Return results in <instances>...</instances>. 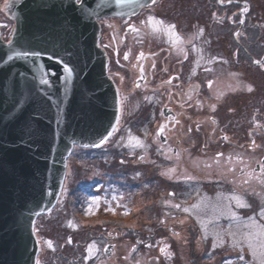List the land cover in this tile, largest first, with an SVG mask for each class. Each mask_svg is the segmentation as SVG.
<instances>
[{
    "label": "rangeland",
    "instance_id": "rangeland-1",
    "mask_svg": "<svg viewBox=\"0 0 264 264\" xmlns=\"http://www.w3.org/2000/svg\"><path fill=\"white\" fill-rule=\"evenodd\" d=\"M214 1L216 5L213 4V0H155L154 4L142 7L139 13L134 16L107 15L98 18L101 30L99 45L106 52L107 61L112 60L111 63H114L112 72L123 74L124 70L129 69V74H123L125 76L123 79L125 85L130 82L133 84L135 81L132 77H139L137 68L140 64L141 54L144 53L150 54L146 55L143 65V72L147 75L148 73L152 76L156 74L153 69L151 70L155 62L159 64L161 71L167 72V75L183 72L184 68L180 70V63L185 61L183 58L186 56L185 51L189 50V47H193V44L195 45V36L197 34L199 36L198 24L202 27L200 29L204 30L201 36L202 41L206 38L210 39L208 44L211 46V54L221 53L222 57L217 58L231 60L230 49L235 47V43H242L245 38L244 46L246 47L244 50L253 54L251 64L263 69L264 54L258 50L257 45L263 43L264 39L253 34L256 25L258 28H262L264 25L261 19L262 2L260 0H223V3L219 0ZM237 1L240 3L236 4ZM6 3L8 0H0V34L5 41L11 38L15 24L5 11ZM243 9H247V11H243ZM171 11L174 12V15H171ZM149 16L162 21L163 25H156V30L153 31L152 26L147 23ZM240 20H244V23L241 24ZM171 24L175 26V33L182 41L174 48H172L173 44L166 31L167 26ZM227 31L232 32L233 41L225 36ZM253 39L256 40L253 42ZM179 49H183V51H179ZM238 51L239 48L235 47L236 64L232 66L234 69L230 66H219L220 64L217 62H213L212 57L214 56L211 57L210 64L203 67L204 75L197 78V81L201 80L202 82L200 92L197 85L189 83L186 87L173 88L161 95L153 94L154 99H151L150 96L147 98L146 92L142 94L136 92L131 96L128 89L124 90L122 95L119 94L117 115L119 122L116 121L110 140L99 148L86 149L76 146L73 148L67 160V171L59 202L52 210L48 211V214L37 218L40 264H51L47 249H53L55 244L60 246L59 253L67 258V262H65L62 258L59 259L55 256L57 260L55 264H81L84 258L83 264H258V258L253 257L252 249H249L248 244L250 242L257 253H259L261 245L264 244V236L261 235V231L264 230V218L259 215L260 208L264 206V184L257 180H250L251 178L247 174L241 175L239 167L234 169V172H227L228 169L223 165V162L220 159L216 160L218 146H222L218 133L225 130L264 127V117L262 116L264 108L261 110L257 102L254 106L252 101L254 97L257 99L259 93L257 90L253 97V85L257 84V87L261 89L264 79L259 77L257 70L248 68L243 61L237 59ZM258 51L260 53H257ZM125 54H127V59L124 58ZM229 60L226 61L227 64L232 65V61ZM109 75L111 74L109 73ZM251 78L255 80L253 81ZM209 81L211 87H209ZM249 88L252 91H249ZM149 101L153 102L152 105L148 104ZM213 106H215V111L212 110ZM136 108H139V111H136ZM168 109L174 111L175 122L165 118V112ZM149 112L151 114L148 116ZM204 116L206 117L205 121H200L199 119ZM182 118L183 121L189 123L193 133L185 137V141L188 142L186 145H182L180 156L176 157L172 153L173 159L159 161L156 163L157 167L153 166L149 156L156 155L152 151L157 149L160 144V140L155 139L158 126L162 123L166 124L167 136L179 135V122L178 126L175 123ZM172 127L173 129H171ZM140 131H147L148 136L146 137H152L154 141L151 143L148 139L143 140L139 137ZM185 131L180 133L183 134ZM129 133L143 141L146 148H133L128 143ZM124 139L127 150L123 149L124 145L121 142ZM171 140L169 149L172 144L177 145L175 137ZM203 142H205L204 146ZM183 149L188 150L185 153L188 156L185 157V160L182 158ZM139 150L144 154L143 161L139 159L141 156ZM192 151H198V153L191 154ZM263 152L264 147H260L258 154ZM105 159L109 162H106ZM251 165L248 166V169H252ZM155 168L159 171H155ZM170 168L176 169L172 179H169L167 175H162ZM136 169L145 176H141V179L135 181ZM158 172L161 173L157 174ZM115 173L118 174L114 175ZM152 173L155 174V177L152 176ZM184 176H191L193 179H191L192 181L185 180ZM105 178L109 183H112L111 187L115 189L113 200L103 204L96 202L95 210H91L89 214H86L88 212L85 210L75 211L74 204L78 199L73 196L69 199L67 197L69 190L76 191L78 196V188L81 185L92 190L96 188H90L92 182L96 181L100 185ZM150 180L154 183H151ZM245 180H248V183L252 182V188L247 189L248 183H244ZM187 181L197 182L209 192H213L215 185L227 189L225 185L228 181L231 185H236L238 189L239 187L243 188H240L241 192L246 191V196L245 193H241V198L249 207L238 209L228 204L221 211L211 212L208 210L205 214L202 212L200 216L207 217V219L198 215L200 220L207 224L209 232L207 240L197 236V234L203 235L200 225L197 227L198 223L196 225L194 218L186 213H184V220L181 222L169 221L172 223L171 226L179 227L180 233L166 237L165 240L158 238V240L151 239L150 241L140 237L137 240L132 237V233L130 235L129 230L132 232L135 230L139 235L147 233L155 225L161 229V224L157 225V219L149 217L151 209H156L153 207V203L156 202L158 206V199L163 194L162 190L159 193V186L163 184L166 189H175L181 187L182 182ZM117 184L122 186L117 187ZM255 187L258 188L255 189ZM175 191L174 199L177 201L178 196L182 198L180 196L181 189L177 188ZM72 199L74 202L70 201ZM183 202V207H185L187 200H183ZM197 204L200 209L201 202L199 201ZM69 205L72 206L71 212L74 211L73 213L77 217L75 226L68 222H64V225L61 224V221L68 217L66 208ZM229 207L231 211L235 212V219L228 215ZM161 209L163 210L162 207ZM158 210L159 208H157ZM124 212H127L128 215H124ZM61 216H64L63 219L60 218ZM104 225L105 229L102 228ZM57 226L62 231L58 232ZM73 227L79 231L69 232ZM215 234L223 236V246L213 247L212 238ZM43 237L47 239L46 243L41 242ZM48 237H52V240H49ZM104 237H112V239ZM233 237L240 241L239 247L232 246ZM67 240L72 243H67ZM77 240L80 242L74 244ZM106 241L114 244V249L109 257L100 251V248L102 249L106 245L102 243H106ZM47 242L51 243V247ZM161 242L170 245L166 250L167 254L160 253ZM154 243L156 244L154 245ZM89 245L93 246L91 257L87 251ZM77 252L82 257H75ZM240 256H243L244 259L240 260ZM38 262L39 259L36 264Z\"/></svg>",
    "mask_w": 264,
    "mask_h": 264
},
{
    "label": "water",
    "instance_id": "water-1",
    "mask_svg": "<svg viewBox=\"0 0 264 264\" xmlns=\"http://www.w3.org/2000/svg\"><path fill=\"white\" fill-rule=\"evenodd\" d=\"M151 5V0H86L81 7L72 0L6 4L15 24L9 40L0 34V264H36L33 222L56 204L73 146L96 148L93 142L116 124L117 90L99 45L98 18L130 17ZM24 51L39 55L25 57ZM63 66L74 69L70 77Z\"/></svg>",
    "mask_w": 264,
    "mask_h": 264
},
{
    "label": "flooded vegetation",
    "instance_id": "flooded-vegetation-1",
    "mask_svg": "<svg viewBox=\"0 0 264 264\" xmlns=\"http://www.w3.org/2000/svg\"><path fill=\"white\" fill-rule=\"evenodd\" d=\"M165 48H166V46H165ZM172 48H174V46ZM185 53H186L185 57H187V58L183 57V58H185L184 59L185 61H183V59H180L181 61H183V63H180V70L184 68L183 72H176V73H171V74L167 75L166 74L167 72L161 71L159 64H157L155 62L153 64L154 66L153 67L151 66L152 67L151 70L153 69V72L156 74L154 76H152L151 74L149 75V73H148V75H147L143 71L141 72V68L143 69L145 59L150 54L144 53L140 59V64L138 65V68H137V70H138L137 72L139 74V77H132L133 81H135V82H133V84H131V82H130V84L125 85V82L123 79V77H125L123 74L127 75L129 69L124 70L123 74L122 73L120 74L117 72H115V73L112 72V66L114 64L113 62L111 63L112 60L111 61L109 60L107 62L108 70H109L108 75H109V73L111 74L110 77L112 78L114 86H116L118 96L120 93L122 95V92H124V90L128 89L129 93H130V94L129 93L128 94L131 96H132V94H134L136 92H138L139 94L146 92L147 98L150 96L151 98L154 99L153 94L158 93L161 95V93L164 94L167 92V90H171L173 88L178 89V87H180V86L186 87V85H188L189 83L195 84V86L197 85V88L199 89V92H200L202 89V82H201V80H200V82L197 81V78H200V76L204 75L203 74L204 73V70H203L204 66H201V65L198 67L195 66V65H197L196 64L197 62L195 60L196 57L194 55L193 50H191V49L186 50ZM110 68H111V71H110ZM194 68H195L196 74L193 76L192 72H193ZM149 76H150V78H149ZM168 80L172 81L171 84L167 83ZM126 86H127V88H126ZM168 96L170 97V95H168ZM146 101H147V99H146ZM168 101H170V100H168ZM168 108H169V106H168ZM150 114H151V112L148 113V116ZM165 114H164L165 118H167V119H169L168 118L169 116L172 117L171 122H172V120H173V122L176 121L174 111L168 109V111H166ZM204 118L206 119V117L204 116L202 119H199V120L202 121V120H204ZM178 122H179V128H180V130L178 132L179 135L167 136L166 133H167L168 129H167V127H165L163 136H159V137L157 136L155 138V139L160 140V144L157 147V149L155 148L156 150L153 149V151H152L156 155L153 154V155L149 156L150 163H152L153 166L157 167L156 163L159 161L160 162L170 161V159H173L172 153L174 154V156H176L175 155L176 152H179V153L181 152L182 145L187 144L188 141H185V137H187L188 134L193 133L192 128L189 126V123H187L185 120L183 121V118H182V120H179ZM162 124H160V125H162ZM175 124H177V126H178V123H175ZM160 125L158 127H160ZM163 125H166V124H163ZM171 129H173V127ZM189 129H191V131H189ZM183 131H185V132L183 134H181ZM226 131L225 132L222 131L221 133H218V136L220 138H222L223 143H222V146H218L219 151L216 154H218V153L222 154V157L220 158V160H221V162H223V165L227 167V169H228L227 172H231V171L234 172V169L239 167L240 173H241V169H243L244 173L248 174V173H252L254 169H258L259 165H258L257 161L262 159L261 155L263 153L260 155L258 154L260 147H258L255 128H249L248 133L246 134L247 137H245V138L241 137L239 135V134H241L240 129H237L236 132L235 131L232 132L231 130H229V131L226 130ZM140 133L141 134L139 135V137H141L143 140L148 139V141H150L151 143L154 141V140H152V137H149V138L146 137V136H148V134L145 135V131H140ZM208 134H209V132H208ZM225 136L228 137L227 140L223 139V137H225ZM173 137H175V139H176L175 143H177V145L175 146L172 144L171 145V151H169L168 149L170 148V143L172 141L171 139ZM253 142H254V144H253ZM204 143L205 142L202 143L203 146H204ZM183 152H184V154L182 155V158H183V160H185V157H188L185 154L186 152H188V150L183 149ZM190 153L191 154H193V153L197 154L198 151H192ZM143 155L144 154L141 153V156H143ZM152 156H153V158H152ZM244 158H246V159H244ZM249 163L252 164L251 165L252 169L251 168L248 169V166L250 165ZM229 168H231L232 170L229 171ZM154 170L159 171V170H157V168H155ZM160 173L158 172L157 174H160ZM153 175L154 174L152 173V176ZM252 179L259 181L257 178V174H255V173L252 175L250 180H252ZM190 181H192V180H190ZM190 181H187V182H190ZM104 183H106V182H104ZM185 183L186 182H182V184H181L182 188L176 187L175 189H173V188L166 189L165 185H163V184L159 186L160 187L159 188L160 190L158 189L159 193L161 192V190L163 191L164 189H165V192H163V194H161V196H160V199H158V206L160 207V209H161V207L163 208V210L161 209V211L160 210L157 211V213L159 215H157V218H156L157 222H160V224H161V227H160L161 229H159V228L158 229H152L154 231V234H157V239L161 238V240H163V239L165 240L166 237L173 236V234H175V233H180V230H178L179 227L175 228L174 227L175 225L171 226L170 224H172V223L169 221L170 220L171 221L176 220V222L177 221L181 222L182 220H184V212L172 207L171 205L181 204L178 202V200L175 201V199H174L176 197L175 196L176 195L175 190L177 188H180L181 189L180 195H183V191L186 188ZM110 184L111 183H109L108 185H110ZM247 185H248L247 189L250 187L252 188V182L248 183ZM225 187H227V189H229L231 192L238 194V195L239 194L241 195V193L246 192V191L241 192V190H240L241 187H239V189H238L236 187V185H233V184L231 185V183L228 181L226 182ZM257 188L258 187H255V189H257ZM104 189H105V192L115 191V189L112 187H108V188H104ZM241 189H243V188H241ZM169 193H173V195L169 196ZM245 196H246V193H245ZM89 197L87 198V200H88L87 205L92 204V203L94 205L95 202H93L94 201L93 200L94 199L93 194L90 195ZM82 205H85V200L82 201ZM90 206L93 207L92 205H90ZM162 220L164 221V223H161ZM105 227L106 226L104 225L102 228L104 229ZM135 235L137 236L136 233H135ZM104 238L112 239V237H104ZM166 246H167L166 250L169 249L170 245L169 246L166 245ZM162 247H165V244L163 242L160 243V249ZM160 249H159V251H160ZM160 253H161V251H160ZM76 254L78 257L81 256L78 252ZM84 260H85V258L83 259L81 264H83Z\"/></svg>",
    "mask_w": 264,
    "mask_h": 264
},
{
    "label": "trees",
    "instance_id": "trees-1",
    "mask_svg": "<svg viewBox=\"0 0 264 264\" xmlns=\"http://www.w3.org/2000/svg\"><path fill=\"white\" fill-rule=\"evenodd\" d=\"M260 2H262V6H263V10H262V12H263V14L261 15L262 16V24H264L263 22H264V0H260ZM240 3V1H237L236 2V4H239ZM213 4H215L216 5V2L213 0ZM212 7H213V5H212ZM171 15H174V12L173 11H171ZM163 18V17H162ZM196 23V22H195ZM172 25V24H171ZM200 28H202L201 26H200V24H198V33H199V30H200ZM204 29H205V27H204ZM255 33V35H258V37L259 38H261L262 37V39H264V25H262V28H258V25H256L255 26V32H253V34ZM232 35V32H229V31H227V32H225V36H228L229 38L228 39H230L231 41H233V36H231ZM206 36V35H205ZM196 37V39H195V45L193 44V47H189L188 49H191V50H193V48H195L196 49V51L194 52V55H195V60H196V62L199 64V66L201 65V66H207V65H209L210 64V62L211 61H209V60H211V57L212 56H214V57H212V60L214 59V61L213 62H217V64H220L219 66H222V65H224V66H230V67H232L233 66V64H236V62H235V60H236V58H234V48L236 47H238L239 48V51H238V53H237V59H239L240 61H243L247 66H248V68H251L252 70H257L258 71V75H259V77H262L263 79H264V68L263 69H261V68H259L257 65L255 66V65H253V64H251V59H253L252 57H253V54L251 53H248V51L247 50H244V47H246V46H244V39L242 40L243 42L242 43H235L234 45H235V47L233 48V49H230V53H229V57L230 58H232L231 60H229V58H225V59H227V60H229V61H232L231 63H232V65L229 63V64H227V60H221V59H219V58H217V57H222V54L221 53H217L216 55H214V54H211L212 52L210 51V49H211V46L208 44L209 43V40L210 39H208V38H206V39H204V41H202V39H201V36L199 35L198 36V34L195 36ZM198 37V38H197ZM256 39H253L252 41L254 42ZM259 48H258V50L260 51V52H262L263 54H264V42L263 43H261V44H259V45H257ZM257 52V53H260V52ZM196 63V64H197ZM248 63V64H247ZM196 66V65H195ZM233 68V67H232ZM234 69V68H233ZM253 81L255 80L254 78H251ZM264 81V80H263ZM256 83V82H255ZM259 86V85H258ZM253 87H254V93L252 94L253 95V97L255 96V94L257 93V90L259 91V93H258V97H257V99H256V97H254L255 98V101H254V98L252 99V101H253V103H254V106L256 105V102H257V105L261 108V110L264 108V82H262V87H261V89H259V87H257V84H254L253 85ZM152 99V98H151ZM152 103L153 102H151V101H149L148 102V104L149 105H152ZM153 107V106H152ZM154 108V107H153ZM136 111H139V108L137 109H135ZM260 110V111H261ZM262 111H264V109L262 110ZM261 111V112H262ZM264 113V112H263ZM262 116L264 117V114H262ZM249 129V128H248ZM248 129H240V132H241V134H239L241 137H247L246 136V134L248 133ZM237 130V129H236ZM236 130H231L232 132L233 131H235L236 132ZM226 131V130H225ZM224 131V132H225ZM229 131V130H228ZM227 132V131H226ZM255 132H256V136H257V143H258V147H264V134L262 135V133H264V127H259V128H255ZM261 132V133H260ZM262 135V136H261ZM219 139H220V141H221V143H223V141H222V138H220V137H218ZM125 141V139L124 140H121V142H122V144L124 145V142ZM133 147V146H132ZM133 148H135V147H133ZM123 149H125V150H127V147L124 145V148ZM116 151H118V150H116ZM140 152H141V150H139ZM142 153V152H141ZM99 156L100 155H102V154H98ZM99 156H97V157H99ZM106 160V162H109V161H107V159H105ZM103 161V160H102ZM134 172V171H133ZM137 169H136V171H135V173H134V176H135V181L137 180V179H141L142 177L141 176H145L144 174H142L141 172H138V174H137ZM145 173V172H144ZM118 173H115L114 175H117ZM139 175V176H137V175ZM113 175V176H114ZM153 177H155V174L153 175ZM149 182V181H148ZM148 182H146V183H148ZM150 182L151 183H154V182H152L151 180H150ZM215 182H216V180H215ZM220 183V182H219ZM132 184V183H131ZM186 184V188L184 189V191H183V195H180L182 198H180L179 196L177 197V199L176 200H178V202L179 203H181L180 205H181V207H183V200H187V204H185L184 206L185 207H191L193 204H197V202H201V204H200V209L199 208H197V209H194L193 210V215H189L191 218H194V217H196V216H200V214L203 212L204 214L208 211V210H211V212H213V211H215V212H217V210H219V211H221L222 209H224L226 206H228V204H230V205H232V207H236V205H235V203L234 202H231L229 199H227L228 197H231V196H233V195H238V194H235V193H233V192H231L229 189H224V188H222L221 186H219V185H215V187H213V192H209V190L207 191V190H204L203 189V187H202V185L201 184H199V183H197V182H186L185 183ZM149 185H150V183H149ZM221 185H222V183H221ZM85 185H81L80 186V188H78V196L76 195L77 193H76V191H72V190H69V192H68V194H67V197L70 199L72 196H73V198H75V199H80V192H81V190H84L85 189V187H84ZM122 185L121 184H117V187H121ZM163 192H165V189L163 190ZM110 193H112V192H110ZM113 193H114V191H113ZM238 196H240L241 197V195L239 194ZM104 198H106V197H104ZM97 199V198H96ZM243 199V198H242ZM189 200V201H188ZM70 201H72V202H74V200L72 199V200H70ZM97 201H99L98 199H97ZM153 207L154 208H156V209H151V212H150V215H149V217L150 218H152V219H156L157 218V215H159L158 213H157V208H159V210H160V207L159 206H157L156 205V202L155 203H153ZM74 206L76 207V210L75 211H81L82 212V210H83V208L81 207H77L75 204H74ZM70 207V208H69ZM211 209H210V208ZM151 208H152V205H151ZM67 213H68V217L67 218H65V219H63V217L64 216H61L60 218H62L63 220L61 221V224H65L64 222H68V223H70V225H72V226H75V225H77V223H76V219L75 218H77L76 217V215L73 213V212H71V209H72V206L71 205H69L67 208ZM74 209V208H73ZM150 209V208H149ZM238 209H240V208H238ZM241 209H244V208H241ZM208 215H209V213H208ZM198 216V217H199ZM200 217H203V216H200ZM203 218H205V219H207V217H203ZM202 218V219H203ZM200 219V218H199ZM194 221H195V223H196V225H197V221H196V219L194 218ZM160 223L159 222H157V225H159ZM212 226V225H211ZM210 226V227H211ZM197 227H199V224L197 225ZM197 227H196V229H197ZM58 230H59V226H57L56 227ZM64 228H65V226H64ZM76 228V227H75ZM75 228L73 227V229H69L70 231L69 232H74V230H75ZM152 229H158L157 228V226L155 225L153 228H150V230L146 233V232H144L143 234H137V232L136 231H133L132 232V230H129L128 232H130V234L132 233V235L134 236L135 235V233L137 234V237H140V238H142V239H145V240H150L151 241V239L152 240H154L155 241V239L157 238V234H154V231L152 230ZM67 232H68V230L67 229H65ZM144 231H147V230H145V229H143ZM198 230V229H197ZM60 231H62L61 230V228H60V230L58 231V232H60ZM76 231H79L78 229L77 230H75V232ZM67 232H65V231H63V233H65V234H67ZM135 232V233H134ZM140 233V232H139ZM136 236V235H135ZM197 236H200V237H202V239H203V235L201 236L200 234H197ZM44 239H46L45 237H43ZM48 239L50 240H52V237H48ZM156 240H158V239H156ZM46 241H47V239H46ZM56 246H54V248L53 249H56V250H53V249H47V253H48V258L49 259H51V261L52 262H50L51 264L52 263H56V258H55V256H57L59 259H63L65 262H67V258L66 257H63L64 255L61 253H59V247L60 246H58V244H55ZM138 245V244H137ZM99 249V248H98ZM70 250V249H69ZM71 251V250H70ZM73 256V255H72ZM75 257H78L77 256V254L75 255ZM78 258H80V257H78Z\"/></svg>",
    "mask_w": 264,
    "mask_h": 264
},
{
    "label": "snow or ice",
    "instance_id": "snow-or-ice-1",
    "mask_svg": "<svg viewBox=\"0 0 264 264\" xmlns=\"http://www.w3.org/2000/svg\"><path fill=\"white\" fill-rule=\"evenodd\" d=\"M72 2L76 3L77 7H81L82 5H84L86 3V0H72ZM219 2L223 3V0H219ZM151 3L154 4L155 0H151ZM243 11H247V9H243ZM147 23L149 24V26H152L153 31L156 30V27H155L156 25H163L162 21L156 20L154 17H151V16L148 17ZM240 23L243 24L244 20H240ZM133 31H135V29H133ZM166 31L168 32V34L170 36V39H171V42H172L173 46H176V44H178V43H182L181 38L178 35H176V33H175V26L174 25L167 26ZM203 31H204L203 29L199 30V35L200 36L203 35ZM179 51H183V49H179ZM193 51L195 52L196 49L193 48ZM30 54L31 55H36V56L39 55L38 53H30L28 51H24L22 53V55L25 56V57H28ZM17 55L19 56V55H21V53H17ZM142 55L143 54H141V56ZM124 58L125 59L128 58L127 54H125ZM185 58H187V57H185ZM57 63L62 64L63 62L58 60ZM196 66L198 67L199 64L197 63ZM62 70H63L64 73L67 74L68 77H70L72 72L74 71V69H71V68H69L67 66H63ZM142 71H143V69L141 68V72ZM195 74H196V72H195V68H194L193 72H192V75L194 76ZM42 82L44 84H47L48 80L47 79H42ZM171 82H172L171 80L167 81L168 84H171ZM209 87H211V82L210 81H209ZM248 90L252 91L251 88H249ZM212 110L215 111V106L212 107ZM162 115H163V113H162ZM168 118L172 119L171 116H169ZM118 122L119 121L117 119V123ZM177 123H178V121H177ZM165 127H166V125H163V124L160 125L158 131L156 132V136H158V137L162 136L163 133H164ZM189 131H191V129H189ZM112 135H113L112 131L107 132L106 135L101 137L98 142L94 141L92 146L93 147H97V148L101 147L103 144H106L110 140ZM145 135H147V131L145 132ZM223 139L227 140L228 137L225 136V137H223ZM128 143L130 145H132L133 147L146 148L144 142L141 141L140 139L132 136L131 133H129V141H128ZM253 144H254V142H253ZM169 151H171V149H169ZM175 155L177 157H179L180 153L176 152ZM221 157H222V154L218 153L217 156H216V160L218 161ZM139 159L141 161H143L145 159V157L144 156H140ZM257 163L259 165L258 169H254L252 173H248L247 175H248L249 178H251L254 173L257 174V178H258L259 182L261 184H264V160H259V161H257ZM231 170L232 169L229 168V171H231ZM175 172H176L175 168H170V169L167 170L166 173H162V175H167L169 179H172L173 175L175 174ZM244 174H245L244 170L241 169V175H244ZM184 179L185 180H191V179H193V177L184 176ZM244 183H248V180H245ZM172 195H173V193H169V196H172ZM227 199H229L231 202H234L237 208H247V207H249V205L238 195H233L231 197H228ZM171 206L191 216V215H193V210L197 209L199 207V204H193L191 207H181L180 204L171 205ZM89 213H91V207L89 208L88 213H86V214H89ZM123 214L124 215H128L127 212H124ZM228 215H230L234 219L236 218L235 212L231 211L230 207L228 208ZM259 215H260L261 218H264V206H262L260 208ZM194 218L196 219L197 223L200 225L201 232L203 233V239L207 240L208 236H209V232H208V229H207V224L205 222L201 221L198 216H196ZM161 223H164V221L162 220ZM261 235L264 236V230L261 231ZM70 242L71 241H69V243ZM47 243H48L49 247H51V243L50 242H47ZM212 243H213V247L214 248L223 246V243H224L223 236H221L220 234L213 235ZM232 246L234 248L235 247H239L240 246V241L236 240L233 237ZM248 247H249V249H252L253 257L254 258H258V264H264V244L261 245L259 253H257V251L255 249H253V246H252V244L250 242L248 244ZM166 248H167L166 245H165V247H162L160 249L161 253L167 254L166 253ZM92 249H93V246L89 245L87 251H88L90 257L92 255ZM133 251H135V249H133ZM243 259H244V257L240 256V260H243Z\"/></svg>",
    "mask_w": 264,
    "mask_h": 264
},
{
    "label": "bare ground",
    "instance_id": "bare-ground-1",
    "mask_svg": "<svg viewBox=\"0 0 264 264\" xmlns=\"http://www.w3.org/2000/svg\"><path fill=\"white\" fill-rule=\"evenodd\" d=\"M3 39V38H2Z\"/></svg>",
    "mask_w": 264,
    "mask_h": 264
}]
</instances>
